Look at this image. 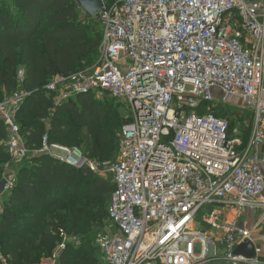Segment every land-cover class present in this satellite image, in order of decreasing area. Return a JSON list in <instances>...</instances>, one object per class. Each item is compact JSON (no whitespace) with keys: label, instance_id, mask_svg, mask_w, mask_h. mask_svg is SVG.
<instances>
[{"label":"built area","instance_id":"1","mask_svg":"<svg viewBox=\"0 0 264 264\" xmlns=\"http://www.w3.org/2000/svg\"><path fill=\"white\" fill-rule=\"evenodd\" d=\"M101 2L95 63L46 90L56 105L87 93L123 105L117 158L96 162L47 137L33 155L111 177L108 226L95 240L104 264H264L233 255L251 234L240 224L244 211H260L264 222V0ZM28 96L20 89L0 102L15 164L30 154L15 120ZM230 99L253 114L246 145L238 128L229 136L226 119L197 113ZM14 180H6V191ZM215 206L220 213L211 209L198 220ZM60 237L43 264H55L67 242Z\"/></svg>","mask_w":264,"mask_h":264},{"label":"trees","instance_id":"2","mask_svg":"<svg viewBox=\"0 0 264 264\" xmlns=\"http://www.w3.org/2000/svg\"><path fill=\"white\" fill-rule=\"evenodd\" d=\"M101 30L74 0H0V102L20 89L29 93L15 120L30 154L15 165L13 186L0 198V258L8 264H39L51 257L62 241L61 232L76 235L79 243L66 244L55 264H104L92 236L96 225L108 221L115 189L111 177L73 168L46 154L33 155L47 137L49 145L78 148L90 160H116L119 133L126 123L122 105L107 94L97 98L94 93L56 105L55 94L46 90L55 78L95 63ZM233 112L220 104H202L197 110L199 115L226 119L229 136L238 128L246 145L253 114L238 112L237 121L230 119ZM7 138L0 119V181L11 162Z\"/></svg>","mask_w":264,"mask_h":264},{"label":"crops","instance_id":"3","mask_svg":"<svg viewBox=\"0 0 264 264\" xmlns=\"http://www.w3.org/2000/svg\"><path fill=\"white\" fill-rule=\"evenodd\" d=\"M263 76H264V59H263ZM213 92L216 97L220 98V92L218 90H214ZM237 102H238V108L241 110L240 112L246 111L251 113L241 101L238 100ZM244 123L248 124L247 120H245ZM241 219L242 221L240 223L243 229L251 232L250 237L247 241H249L254 246L255 255H256L255 257L259 262L264 263V222L261 219V212L246 209L242 214Z\"/></svg>","mask_w":264,"mask_h":264},{"label":"rangeland","instance_id":"4","mask_svg":"<svg viewBox=\"0 0 264 264\" xmlns=\"http://www.w3.org/2000/svg\"><path fill=\"white\" fill-rule=\"evenodd\" d=\"M217 98H218V101L221 100L219 97H217ZM217 103L220 104V105H225L226 107H228L232 111H234L232 113V115H230V119L237 120L238 121V112L240 113L241 110L238 108V102L236 100L233 101L231 99V100L225 101V103H222V102H217ZM120 111L123 114L125 113V109L123 108V105L121 106ZM15 165L16 164L13 161H11L9 164H7V165L4 166L3 179L5 178L6 180H10L12 178H15V174H16L15 173L16 172ZM211 209H216L219 213L221 212L220 206L212 207V208H210V210H204L203 209V210H201V213L199 215V219L198 220L201 219V216H203L205 214V212H207L209 214V212L211 211ZM225 214H230V212L227 211ZM241 221H242V219L240 220V222ZM107 226H108L107 223H103L102 225H96L94 227L93 236H92V241H93L94 247H95L96 237L99 234L103 233L106 230ZM195 227H196V229L199 228V226L197 224L195 225ZM78 243H79V238L76 235L73 234V235L67 236V242H66V244H72L74 246H77ZM199 252H200V246H196L195 247V253L196 254H199ZM39 264H43V260H41L39 262ZM207 264H228V263L227 262H220V261H211V262H209Z\"/></svg>","mask_w":264,"mask_h":264},{"label":"water","instance_id":"5","mask_svg":"<svg viewBox=\"0 0 264 264\" xmlns=\"http://www.w3.org/2000/svg\"><path fill=\"white\" fill-rule=\"evenodd\" d=\"M79 9L85 13L89 18H94L102 6L101 0H74ZM6 180L2 179L0 181V198L6 192ZM234 256H242L248 260L255 258L254 246L249 241H244L242 244L238 245L233 252Z\"/></svg>","mask_w":264,"mask_h":264}]
</instances>
